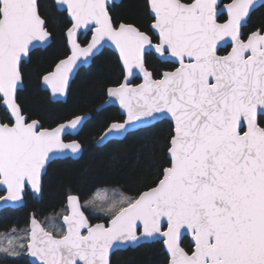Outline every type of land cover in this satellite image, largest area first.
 Instances as JSON below:
<instances>
[{"label":"snow or ice","instance_id":"snow-or-ice-1","mask_svg":"<svg viewBox=\"0 0 264 264\" xmlns=\"http://www.w3.org/2000/svg\"><path fill=\"white\" fill-rule=\"evenodd\" d=\"M53 3L70 17V54L43 82L66 94L74 69L111 42L123 78L106 94L125 118L97 143L168 120L165 155L144 190L129 195L100 184L70 194L48 228L33 214L24 234L12 229L0 237V251L17 256L23 249L38 264H111L114 246L163 238L167 264H264V24L243 31L257 0H148V30L114 19L110 0ZM51 35L40 0H0V202H22L29 187L39 194L51 159L82 152L65 135L88 117L48 128L18 102L22 59ZM153 55L175 66L153 70ZM137 75L142 82L133 85ZM93 213L106 223L94 222Z\"/></svg>","mask_w":264,"mask_h":264},{"label":"trees","instance_id":"trees-1","mask_svg":"<svg viewBox=\"0 0 264 264\" xmlns=\"http://www.w3.org/2000/svg\"><path fill=\"white\" fill-rule=\"evenodd\" d=\"M147 0H122L111 10L114 19L132 22L143 30L149 29L151 16ZM42 11L48 20V29L53 41L45 49L34 50L28 62H23L24 89L18 92V102L25 114L38 119L44 127H53L60 122L87 112V120L76 137L83 146L78 159H58L50 163L43 178L41 199L26 194V203L17 209L0 212V232L23 228L30 212L39 215H55L65 206L70 194L89 193L94 186L104 184L120 189L129 195L144 190L159 171L163 163V136L170 121L155 123L154 127L141 128L130 132L123 139L111 140L103 146L96 141L113 121L123 120L119 108L114 105L96 111L106 98V89L122 81L123 70L118 55L105 48L89 67L81 68L73 80L66 101H53L48 91L42 89V77L51 71L56 63L69 54L66 31L71 26L65 11H57L53 0H40ZM264 24V4L251 15L245 31L248 33ZM90 34H88V38ZM149 66L156 71L172 69L169 63L149 57ZM155 74V72H154ZM138 82V81H135ZM1 111V119L5 118ZM71 138V137H69ZM94 214V213H93ZM97 220H103L99 214ZM46 224V221H45ZM188 247L191 241L183 240ZM8 264H30L25 257L6 260ZM168 255L162 242L144 243L137 247L118 250L113 254L111 264H167Z\"/></svg>","mask_w":264,"mask_h":264},{"label":"water","instance_id":"water-1","mask_svg":"<svg viewBox=\"0 0 264 264\" xmlns=\"http://www.w3.org/2000/svg\"><path fill=\"white\" fill-rule=\"evenodd\" d=\"M120 2H121V0H110V4H111L110 10L113 8L114 4H119ZM263 4H264V0H257L255 10H256L257 8H259V7H260L261 5H263ZM60 11H65V12L67 13V11L64 10V9H61ZM67 16H68V19L70 20V17H69V15H68V13H67ZM247 24H248V22H247ZM246 26H247V25H246ZM89 34H90V33H89ZM65 35H66V33H65ZM66 38H67V36H66ZM89 38H90V37H89ZM81 39H83V37H81ZM52 41H53V38H52V35H51V38H50L47 42H45V43H43V44H38V45H36V46L32 49V51L30 52V54L22 59L21 67H22L23 62H28V61H29V59H30V55H31V53H32L34 50H36V49H40V48H41V49H45L46 47H48V46L52 43ZM67 46H68V41H67ZM105 48L111 49V50L114 51V52L118 55V57H119L118 51H117V49L115 48V46H114L111 42H107V43H105V44L103 45V47H101L100 51H99L94 57L90 58V61H89L88 64H81L77 69H74V73H73V75H72V77H71V79H70L69 89H68V91H67L66 94L53 93V92L51 91V87H50L49 85H46V84L43 82V79L41 80V86H42V89H44V90H46V91L49 92V94H50V98H51L53 101H66L67 98H68V94H69V90H70L71 84H72L73 80L75 79V77H76L78 71H79L81 68H83V67H89V66L92 64L93 59H94L97 55H99V54L103 51V49H105ZM68 49H69V46H68ZM69 54H70V50H69ZM64 58H65V57H64ZM62 59H63V58H62ZM160 60H161V61H165V60H162V59H160ZM168 61L175 63L173 60H168ZM120 62H121V61H120ZM57 63H58V62H57ZM54 68H55V66H54ZM54 68H53L51 71H53ZM51 71H49V72H51ZM21 72H22V71H21ZM49 72H48V73H49ZM48 73H46V74H48ZM46 74H45V75H46ZM22 76H23V74H22ZM42 78H43V77H42ZM135 79H139L140 81H139L138 83H141V82H142V75H137L135 78H132V83H133V85L138 84V83H135V82H134ZM113 86H115V85H113ZM24 87H25V84H24V81H22V86L18 89V92H19L20 90L24 89ZM110 87H112V86H110ZM17 95H18V93H17ZM105 101H108V102L105 103ZM105 101H104L103 103H101L100 105L97 106L96 111H100V110H102V109H104V108H106V107H108V106L114 105V106H116L117 108H119L121 115L125 118L124 110L121 108V106L119 105L118 102H112L108 96H107V98H106ZM2 110H4V108H3V106H0V113H1ZM25 115L29 117L28 114H25ZM80 116H86V117H88V119H90L92 115H91L90 112H87V113H84V114H80ZM72 118H73V117H72ZM72 118H71V119H72ZM124 118H123V119H124ZM88 119H86V120L83 122L82 127H80V128L78 129V131H76V132H74V133H71V134H66V135H65V140H66V138H67L68 136L72 137V139L78 140L76 137L78 136V134L80 133L81 129L83 128L84 124L87 122ZM0 120H1V115H0ZM36 120H38V119H36ZM68 120H70V119H68ZM68 120H65V121H63V122H60V123H58L57 125H55V126H53V127H48V128H54V127L58 126V125L61 124V123H66ZM120 121H122V120H120ZM157 122H159V121H157ZM157 122H156V123H157ZM111 123H112V122H111ZM137 130H138V129H137ZM134 131H136V130H134ZM103 132H104V131H103ZM131 132H133V131H131ZM102 134H103V133H102ZM102 134H101V135H102ZM101 135H100V136H101ZM123 138H124V137H123ZM123 138H117V139L119 140V139H123ZM72 139H71V140H72ZM98 139H99V138H98ZM98 139H97V140H98ZM111 140H115V139H110V140H108L107 142H105V143H103V144H99V143H97V141H96V145H97V146H103V145H105L106 143H108V142L111 141ZM67 141H69V140H66V142H67ZM78 141H79V140H78ZM79 142H80V141H79ZM82 151H83V148H82ZM81 155H82V152H81L77 157H73V156L70 155V154H69V155L57 154L53 159H51V160L48 162V164H47V168H48L49 164H50L51 162L55 161V160H58V159H65V158H69V157H71V158H73V159H78ZM47 168H46V171H47ZM45 173H46V172H45ZM45 173L42 174V178H43V176H44ZM28 189H29V191L32 193L33 197L38 198V199H41L42 191H41L39 194H36V193H34V192L30 189V187H29ZM25 192H26V191H25ZM24 204H25V198L23 199L22 202H9V203L0 202V210L4 209V208H6V207H18V206H22V205H24ZM33 214L35 215V213L32 212L31 217L33 216ZM35 218L39 221V223H40L42 226H44L43 223H42V221H41L36 215H35ZM30 220H31V218H30ZM99 222H105V221H98L97 223H99ZM105 223H106V222H105ZM44 227H45V226H44ZM29 228H30V221H29ZM185 237H188V238L190 239V241H191V235H190V233H187V232H186V233L184 234L183 240L185 239ZM153 242H162V243H163V238H160V239H157V240H143V241H141V242H140L139 244H137V245H130V246H114L113 251L110 253V262L112 263V257H113V254H114L116 251H118V250L127 249V248H129V247H133V248H134V247H137V246H139V245H141V244H144V243H153ZM163 246H164V244H163ZM164 251L167 253L165 246H164ZM167 255H168V253H167ZM27 257H28V260L30 261V263H32V264H38V262L36 261V258L32 257V256L30 255V253H28V256H27Z\"/></svg>","mask_w":264,"mask_h":264},{"label":"flooded vegetation","instance_id":"flooded-vegetation-1","mask_svg":"<svg viewBox=\"0 0 264 264\" xmlns=\"http://www.w3.org/2000/svg\"><path fill=\"white\" fill-rule=\"evenodd\" d=\"M122 1V0H121ZM148 1V0H147ZM115 5H117V4H114V6ZM114 6H113V8H114ZM112 8V9H113ZM111 9V10H112ZM111 10H110V13H111ZM150 14V13H149ZM248 22H249V20H248ZM151 23H152V20L150 21V23H149V27H150V25H151ZM246 27V26H245ZM245 27H244V29H243V31L245 32V33H247L246 31H245ZM252 31H254V30H252ZM155 38V37H154ZM227 50H230V44L229 45H227L226 47H224V48H221L219 51H220V54H225V52L227 51ZM155 56V55H154ZM156 57V56H155ZM157 58V57H156ZM158 60H160L159 58H157ZM161 61V60H160ZM162 62H166V63H169V64H171L173 67L175 66V63H173V62H170V61H162ZM165 70H171V69H164V70H162V71H165ZM135 81H140L139 79H135ZM134 81V82H135ZM138 82H135V83H138ZM0 115H1V113H0ZM2 120V119H1ZM42 124V123H41ZM70 136H68L67 138H66V140H71L72 139V137L71 138H69ZM71 158V157H70ZM50 165V164H49ZM49 167V166H48ZM47 170H48V168H47ZM47 172V171H46ZM46 174V173H45ZM45 174H44V176H45ZM44 176H43V178H44ZM43 178H42V187H43ZM28 192H30L29 191V189L28 188H26V192H25V196H24V198H25V203H26V194L28 193ZM31 193V192H30ZM42 195V194H41ZM31 196H32V198H35V197H33V195H32V193H31ZM36 199H38V198H36ZM38 200H40V199H38ZM25 205V204H24ZM24 205H22V206H24ZM66 205V204H65ZM22 206H18V207H6V208H4V209H8V208H11V209H17V208H19V207H22ZM4 209H2V210H0V212L1 211H3ZM32 212H34L35 213V215L42 221V223H43V225L45 226V228H47V224H45V221H46V218H48V216L50 215V214H48V215H45V216H41V215H39L36 211H31L30 212V216H29V220H28V222H27V224L25 225V226H23V228H17L16 229V232L17 231H19V230H21V231H23V232H25L26 230H28L29 229V221H30V218H31V214H32ZM94 217H96V215L95 214H93V220H94V222H98V221H105V220H97L96 218H94ZM106 222V221H105ZM7 233V232H6ZM6 233H1L0 232V237H2V236H4ZM1 240V239H0ZM21 256L22 257H25L27 260H28V252L26 253V251L23 253V254H19V255H17V256H10V255H7V254H5L4 252H2V251H0V264H8L7 262H6V260L10 257L11 259H19V258H21ZM28 262L30 263V261L28 260ZM30 264H32V263H30Z\"/></svg>","mask_w":264,"mask_h":264},{"label":"rangeland","instance_id":"rangeland-1","mask_svg":"<svg viewBox=\"0 0 264 264\" xmlns=\"http://www.w3.org/2000/svg\"><path fill=\"white\" fill-rule=\"evenodd\" d=\"M94 214H95V215H98L97 213H94ZM53 216H55V215L48 216V218H46L47 228H48V226H49V225H48V221H49V219H50L51 217H53ZM57 222H58V220H57ZM16 233L24 234V232L21 231V230L17 231ZM8 234H11V231L8 232V233H6L5 235H8ZM0 247H6V244H4V242H3L2 239L0 240ZM24 252H25V250H23V249L20 250V254H23ZM26 253H27V252H26ZM10 256H12V255H10Z\"/></svg>","mask_w":264,"mask_h":264}]
</instances>
